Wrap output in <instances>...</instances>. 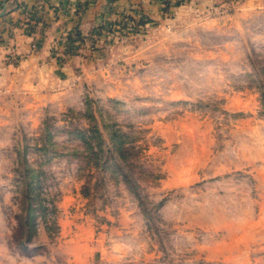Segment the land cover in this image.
Segmentation results:
<instances>
[{
    "label": "rangeland",
    "instance_id": "374dc122",
    "mask_svg": "<svg viewBox=\"0 0 264 264\" xmlns=\"http://www.w3.org/2000/svg\"><path fill=\"white\" fill-rule=\"evenodd\" d=\"M207 16L125 18L70 81L0 89V264H264V7Z\"/></svg>",
    "mask_w": 264,
    "mask_h": 264
},
{
    "label": "crops",
    "instance_id": "0c3cea01",
    "mask_svg": "<svg viewBox=\"0 0 264 264\" xmlns=\"http://www.w3.org/2000/svg\"><path fill=\"white\" fill-rule=\"evenodd\" d=\"M262 7L264 0H0V89L70 81L77 41L131 16L153 26L184 10L209 17ZM27 17L35 25L23 27Z\"/></svg>",
    "mask_w": 264,
    "mask_h": 264
},
{
    "label": "trees",
    "instance_id": "16d2710c",
    "mask_svg": "<svg viewBox=\"0 0 264 264\" xmlns=\"http://www.w3.org/2000/svg\"><path fill=\"white\" fill-rule=\"evenodd\" d=\"M264 98V96H263ZM85 143L87 144V152L91 153L90 157L87 158V163H92L94 160L97 162V160L99 159V156H101L102 153V149L101 152H96L94 151L93 145L91 140L93 139V137H87L85 134H82L80 136ZM115 141H114V145H113V152L117 153L118 157L120 160H113V163L115 162V166L117 171H119L120 173L123 174V179L126 183H128L129 185L134 186V189L139 188V185L137 183V181H135L133 179V177H131V172L130 170L127 171V169H130V167H133V164H131V158H133V156L135 155V148L132 147L131 145H129L128 143V139L126 138V136H124V134L120 131L117 130L115 131V137H114ZM138 155V153H136ZM112 161V160H111ZM111 162L110 161H106L105 164V169L109 168V164ZM130 163V164H129ZM129 165V168L126 167V165ZM114 166V167H115ZM140 168V172H141V167L140 165L138 166ZM143 171V170H142ZM89 184L85 185L83 189H89Z\"/></svg>",
    "mask_w": 264,
    "mask_h": 264
},
{
    "label": "built area",
    "instance_id": "2783aa9c",
    "mask_svg": "<svg viewBox=\"0 0 264 264\" xmlns=\"http://www.w3.org/2000/svg\"><path fill=\"white\" fill-rule=\"evenodd\" d=\"M35 23L33 22V18L32 17H27L26 20L23 22V27L24 26L25 27H31L33 24L35 25ZM6 44H7L8 48H11V45H10L9 42H6ZM13 58H14V56H13ZM13 58L11 57V59H13ZM13 61H14V59H13Z\"/></svg>",
    "mask_w": 264,
    "mask_h": 264
}]
</instances>
